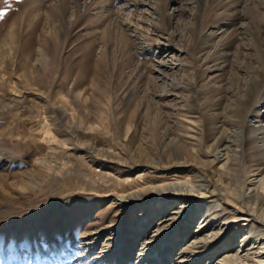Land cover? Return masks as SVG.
<instances>
[{"label":"rangeland","instance_id":"rangeland-1","mask_svg":"<svg viewBox=\"0 0 264 264\" xmlns=\"http://www.w3.org/2000/svg\"><path fill=\"white\" fill-rule=\"evenodd\" d=\"M257 42L264 0H0V264H264Z\"/></svg>","mask_w":264,"mask_h":264},{"label":"bare ground","instance_id":"bare-ground-1","mask_svg":"<svg viewBox=\"0 0 264 264\" xmlns=\"http://www.w3.org/2000/svg\"><path fill=\"white\" fill-rule=\"evenodd\" d=\"M237 3V2H236ZM258 39V38H257ZM256 45H258V47H259V52H260V54H261V57L264 59V50L262 49V47H261V45H260V43H255ZM257 47V46H256ZM263 66V65H262ZM260 80H257L256 78H254V79H252V82H251V86H250V89H249V93H248V96H247V102H251V101H253V100H255V99H257V100H262V99H264V94H256V86L257 85H260V82L262 83V81H264V72L263 73H261V75H260V78H259ZM258 87V86H257ZM259 90V89H258ZM250 104V103H249ZM261 141H260V139L258 140L257 138H256V136L255 137H251V149H254V153L256 154V153H259L260 155L261 154H264V150L262 149V147L261 146H259V143H260ZM262 142H264V138H263V140H262Z\"/></svg>","mask_w":264,"mask_h":264}]
</instances>
